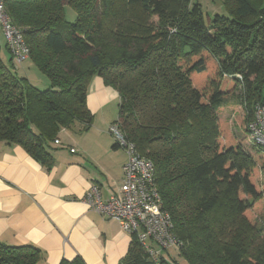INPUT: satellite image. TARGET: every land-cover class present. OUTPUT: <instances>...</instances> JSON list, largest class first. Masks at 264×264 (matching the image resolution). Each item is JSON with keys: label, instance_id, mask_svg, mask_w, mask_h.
<instances>
[{"label": "trees", "instance_id": "1", "mask_svg": "<svg viewBox=\"0 0 264 264\" xmlns=\"http://www.w3.org/2000/svg\"><path fill=\"white\" fill-rule=\"evenodd\" d=\"M222 4L225 14L204 17L197 0H5L48 87L17 77L18 65L0 54V142L50 167L60 131L91 129L86 96L98 76L118 94L114 123L153 163L182 262L264 264V227L256 222L264 188L253 181L264 171V151L248 152L218 117L238 85L247 115L242 129L255 106H264V0ZM41 258L34 246L0 242V264ZM171 259L166 253L149 260L132 234L118 264Z\"/></svg>", "mask_w": 264, "mask_h": 264}, {"label": "crops", "instance_id": "2", "mask_svg": "<svg viewBox=\"0 0 264 264\" xmlns=\"http://www.w3.org/2000/svg\"><path fill=\"white\" fill-rule=\"evenodd\" d=\"M5 50L10 56L6 44ZM20 67L22 77L30 80ZM117 97L100 77L91 79L86 106L93 125L81 135L60 131L59 145L49 151L50 167L19 146L0 142V242L36 247L39 264L75 258L85 264H118L126 255L131 236L83 201L93 186L105 199L122 181L126 154L112 149L114 140L107 132L115 122L109 109Z\"/></svg>", "mask_w": 264, "mask_h": 264}, {"label": "built area", "instance_id": "3", "mask_svg": "<svg viewBox=\"0 0 264 264\" xmlns=\"http://www.w3.org/2000/svg\"><path fill=\"white\" fill-rule=\"evenodd\" d=\"M0 30L13 63L21 65L28 61L29 49L22 33L13 26L6 13L5 0H0ZM237 78L240 79V76L237 75ZM246 131L252 146L264 150V106H255L253 119L247 124ZM108 133L126 154L122 181L105 199L99 187L93 186L83 201L89 209L117 222L121 230L130 236L134 234L148 259L156 261L159 255L168 253V250L177 251L181 243L174 234L171 216L164 209L158 192L153 163L125 140L118 123H112ZM54 144H59V141H54Z\"/></svg>", "mask_w": 264, "mask_h": 264}, {"label": "rangeland", "instance_id": "4", "mask_svg": "<svg viewBox=\"0 0 264 264\" xmlns=\"http://www.w3.org/2000/svg\"><path fill=\"white\" fill-rule=\"evenodd\" d=\"M197 1L201 4L204 17L214 16L215 14H225L222 0H197ZM253 1L256 3V5L260 3V0H253ZM69 13H72V12L70 11V9L66 8L67 18H68ZM0 54L3 57V60L8 65V58L10 56H8V54L6 53L4 38L1 33V30H0ZM20 66H23L26 69L28 78L30 79L32 83H34L37 86L38 89L44 90L48 87L47 79L42 74H40L39 71L32 64H30L29 60L25 61L21 65H18V67L16 68L17 69L16 72L12 70L13 73L17 77H22L25 71L24 69H21ZM240 92L241 91L238 85L236 88V93L226 97L223 100L222 108L220 112L218 113L219 120L222 121L224 125H229L236 139L244 140V146L248 152L253 153V151H255L256 149H258L259 151H264L260 147L252 146V144L248 140L247 132H244L245 129L247 130V126L245 127V129H242L243 126H241V121L246 120L247 115H246V109L244 106L245 103H243L242 105L238 103ZM118 106H119V97L116 98L115 102L112 104L111 109H109V114H112L113 112V117H115L114 121H117V118H118V109H119ZM108 129H107V132H108ZM62 136L63 135L59 136L58 138H62ZM253 181L256 182V184L260 188L263 189L264 188V171L257 170L253 176ZM116 183L118 184L119 182H116ZM256 222L259 227L260 226L264 227V209L262 210L261 214H259ZM179 250H180L179 248L177 249V251L174 249L168 250V254H170V256L172 257L171 262L174 261V263H177V264H184L182 260L177 256V252H179Z\"/></svg>", "mask_w": 264, "mask_h": 264}]
</instances>
